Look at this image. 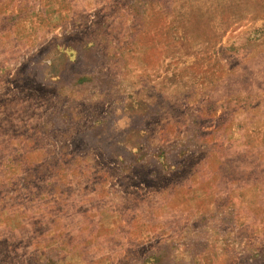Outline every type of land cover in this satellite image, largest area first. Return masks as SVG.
<instances>
[{
	"label": "rangeland",
	"instance_id": "374dc122",
	"mask_svg": "<svg viewBox=\"0 0 264 264\" xmlns=\"http://www.w3.org/2000/svg\"><path fill=\"white\" fill-rule=\"evenodd\" d=\"M0 264H264V0H0Z\"/></svg>",
	"mask_w": 264,
	"mask_h": 264
}]
</instances>
